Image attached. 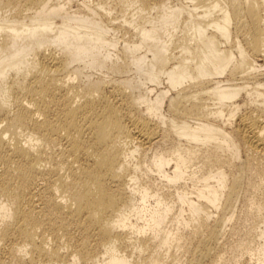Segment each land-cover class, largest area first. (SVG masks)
Here are the masks:
<instances>
[{"label": "bare ground", "instance_id": "1", "mask_svg": "<svg viewBox=\"0 0 264 264\" xmlns=\"http://www.w3.org/2000/svg\"><path fill=\"white\" fill-rule=\"evenodd\" d=\"M246 152L264 158V0H0V264L24 239L53 255L36 229L63 216L91 264H137L126 243L170 264L201 249L192 225L207 255L264 186ZM60 187L86 192L67 213Z\"/></svg>", "mask_w": 264, "mask_h": 264}, {"label": "rangeland", "instance_id": "2", "mask_svg": "<svg viewBox=\"0 0 264 264\" xmlns=\"http://www.w3.org/2000/svg\"><path fill=\"white\" fill-rule=\"evenodd\" d=\"M84 81V78L82 79ZM123 135H120L122 137ZM251 159L252 168L256 167V170L251 171V178H254L253 181L260 183L259 179L264 177V158L262 155L255 154L253 152H246ZM144 161L146 159L142 158ZM64 170V169H63ZM205 170L208 172V167L205 165ZM142 184H151L152 187L156 188V184L148 180L145 176H141ZM80 188H66L60 187L56 192V197L58 200L63 202V212H66L69 209L75 207V198H78L80 195L86 193ZM192 194H195L194 191H190ZM63 197V198H62ZM1 201H5L10 209L14 207V200L8 196H3L0 198ZM235 214L232 227L230 225L227 227L229 230L225 238L218 241L214 244L210 252L207 255H204L205 247L203 246V241L206 238V230L202 228L196 229L195 225L185 229L183 232H187L188 236H191L196 241V246H201L200 250L193 252L192 250L183 253V255H177L175 260L170 264H259L257 261L258 255L255 254L250 259L248 251L250 248L253 250L258 246L260 240L257 237L259 232V227L263 225L264 222V186L258 185L256 188H249L246 192L244 190L239 191L238 200L235 201ZM230 208V207H229ZM227 209L228 211L230 209ZM227 211V212H228ZM63 215V213H62ZM98 219H96L95 222ZM5 220L1 219L0 216V226L3 225ZM67 221L66 217L57 220L56 229L54 233H49L44 231L42 228L38 227L36 233L41 235L44 238L42 245L48 251H54L53 255L47 256L45 258L38 257L36 253H33L31 247L32 243L28 239H24L21 243L27 245L26 255L19 252H12L11 256L7 259L6 264H72L71 260L74 256L78 257L80 260L77 264H91L92 259L85 254L78 252L76 245L79 244V241L83 238L84 232L77 229V227L71 222L68 230L64 229L63 224ZM105 226V225H104ZM102 226V229L105 227ZM172 228V227H171ZM108 238V235H102L101 242L105 241ZM48 240V241H47ZM21 244V245H22ZM2 242L0 241V248ZM150 247L144 249L143 252L135 254L136 252L132 249V245L124 244L123 250L132 254L134 258V263L144 264L141 261L146 260L148 256H154L156 259H162L161 250L157 245L151 244ZM203 248V249H202ZM100 250V249H99ZM197 255V260L191 262L192 256ZM131 256V255H130ZM132 259V258H131Z\"/></svg>", "mask_w": 264, "mask_h": 264}]
</instances>
